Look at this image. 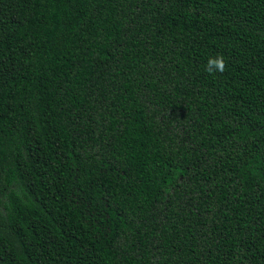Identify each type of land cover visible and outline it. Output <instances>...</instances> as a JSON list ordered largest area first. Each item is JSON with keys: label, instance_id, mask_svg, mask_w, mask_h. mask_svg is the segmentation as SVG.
<instances>
[{"label": "trees", "instance_id": "obj_1", "mask_svg": "<svg viewBox=\"0 0 264 264\" xmlns=\"http://www.w3.org/2000/svg\"><path fill=\"white\" fill-rule=\"evenodd\" d=\"M0 264H264V0H0Z\"/></svg>", "mask_w": 264, "mask_h": 264}, {"label": "clouds", "instance_id": "obj_2", "mask_svg": "<svg viewBox=\"0 0 264 264\" xmlns=\"http://www.w3.org/2000/svg\"><path fill=\"white\" fill-rule=\"evenodd\" d=\"M227 61L223 54L210 56L204 66V70L210 74L223 73L226 70Z\"/></svg>", "mask_w": 264, "mask_h": 264}]
</instances>
